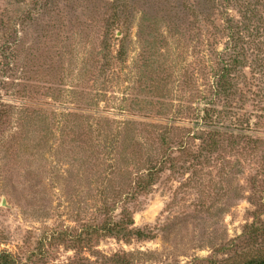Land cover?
Instances as JSON below:
<instances>
[{"label": "rangeland", "instance_id": "374dc122", "mask_svg": "<svg viewBox=\"0 0 264 264\" xmlns=\"http://www.w3.org/2000/svg\"><path fill=\"white\" fill-rule=\"evenodd\" d=\"M263 258L264 0H0V264Z\"/></svg>", "mask_w": 264, "mask_h": 264}, {"label": "trees", "instance_id": "16d2710c", "mask_svg": "<svg viewBox=\"0 0 264 264\" xmlns=\"http://www.w3.org/2000/svg\"><path fill=\"white\" fill-rule=\"evenodd\" d=\"M116 24H113L112 23V26H107L106 28H105V32H106V35H109V33L111 32V31H113V29H114V27H116V26H118V27H120V26H122L119 22H115ZM136 193V190H135V192H133L131 195H134ZM243 264H264V258L263 259H261V260H257V261H252V262H246V263H243Z\"/></svg>", "mask_w": 264, "mask_h": 264}]
</instances>
